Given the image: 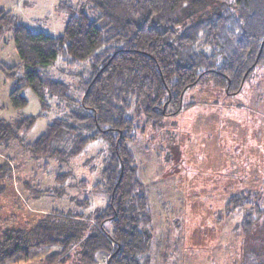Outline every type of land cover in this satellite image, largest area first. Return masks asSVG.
I'll return each instance as SVG.
<instances>
[{"label":"trees","instance_id":"16d2710c","mask_svg":"<svg viewBox=\"0 0 264 264\" xmlns=\"http://www.w3.org/2000/svg\"><path fill=\"white\" fill-rule=\"evenodd\" d=\"M195 1L91 0L76 6L59 0L57 6L67 16L58 35L33 30L17 22L11 9L0 7V35L11 26L24 68L23 75L16 76L15 65L2 67L16 77L9 92L11 105H26L24 86L35 93L42 109L48 107L47 97H67V84L47 71L58 60L65 70L78 68L74 74L81 94L76 101L86 111L55 118L24 146L37 157L62 160L97 139L109 145L101 178L93 185L107 200L93 215V227L86 228V236L44 238L62 242L66 250L79 237L85 263H95L98 254L103 264L149 261L150 199L133 145L140 130L170 121L166 118L188 105L183 98L189 89L210 86L232 95L264 77V0H214L218 5L209 12L201 11ZM192 4L193 10L183 14ZM35 118L0 119V141L28 130ZM66 176L58 170L55 179L63 183ZM231 201L251 211L244 230L264 212V202L256 193L231 196L228 206ZM64 217L87 221L81 214ZM42 241H30L20 228L0 229V264L29 257L31 247ZM243 247L242 256L248 249L252 252L246 256L254 259L255 249ZM256 260L254 264H264Z\"/></svg>","mask_w":264,"mask_h":264},{"label":"rangeland","instance_id":"374dc122","mask_svg":"<svg viewBox=\"0 0 264 264\" xmlns=\"http://www.w3.org/2000/svg\"><path fill=\"white\" fill-rule=\"evenodd\" d=\"M58 1L0 0V7L11 9L17 22L33 30L58 35L67 16ZM66 1L77 6L91 0ZM196 2L208 12L218 5L214 0ZM11 65L16 76L23 75L9 26L0 35V119L36 118L28 130L0 141V229L20 228L30 241H43L31 247L29 257L3 264H88L79 251V237L66 250L62 242L44 238L86 236L93 227V215L107 200L93 185L101 178L109 145L97 139L62 160L33 155L24 144L34 141L48 123L72 111L86 112L76 101L81 94L74 74L78 68L65 70L58 60L47 68L67 84L69 94L47 97L48 107L42 109L28 86L21 89L26 105H11L9 92L16 77L2 69ZM183 99L185 108L162 125L140 130L133 144L152 216L146 264H254L256 258L264 263V212L244 230L250 209L234 201L228 206L231 196L244 191L264 202V77L232 95L205 86L189 89ZM58 170L67 172L63 183L55 179ZM68 214H81L87 221L67 219ZM248 246L255 249L254 259L246 256L252 252L248 249L242 256V247ZM96 258L92 264L104 263L102 254Z\"/></svg>","mask_w":264,"mask_h":264}]
</instances>
